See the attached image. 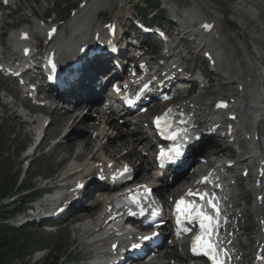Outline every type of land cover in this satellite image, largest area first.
I'll return each mask as SVG.
<instances>
[{
  "label": "bare ground",
  "instance_id": "bare-ground-1",
  "mask_svg": "<svg viewBox=\"0 0 264 264\" xmlns=\"http://www.w3.org/2000/svg\"><path fill=\"white\" fill-rule=\"evenodd\" d=\"M21 1L22 0L10 1L11 12L7 14L8 17L13 18L24 15V20L30 19L31 15L34 17L36 11L33 9V7L28 4L27 7L23 8V6L20 5ZM116 1L117 0H85V7L83 9H78L73 18L68 19L64 24H56V26H58L60 36L55 41H53L50 46H52L62 61L69 59L70 56L72 58L75 54H77V51L83 46L81 43H90L92 40V35H99V38L103 41L104 31H110V28L104 29V25L108 23L115 25L118 28L117 36H119L120 28L128 26L127 13L130 10L128 7L129 0H118L117 4L115 3ZM32 2L37 5L39 2H41V0H32ZM164 2L170 11L181 19L184 37L191 38L194 42H197L198 50H200V52L203 50H205L204 54L206 52H211L218 65H221L224 62H231L232 56L229 54L228 57L230 58H227L225 55L227 50L226 47L229 48V44L227 39L221 34V23L223 18L220 15H214V20L211 23L214 26L213 30L209 34H203L198 27L202 22L205 21V15L202 14L201 10L197 8V0H192L191 7L180 12L177 11V7L173 0H164ZM262 2V0H256V5H261ZM201 5L207 7V5ZM257 10L258 9L253 7L251 9H246L242 4L238 5L237 7L239 16L243 18L248 14L250 17L249 20L251 21H259L261 16L264 14V10L259 12H257ZM47 12L48 10L46 9L44 14ZM102 12H106L109 15L108 19L104 22H100L98 20L100 16L99 14ZM52 23L55 22L52 21ZM0 31H3V26L1 25ZM38 31L39 30L35 28L33 35L41 37V32ZM234 35L237 36L236 31L230 30L229 36L233 37ZM252 37L253 39L263 40L264 27H261V33L254 34ZM35 40V37H32L30 40L33 49L38 44L36 42L37 40ZM1 44L3 46L6 45L8 50L10 46H17V42L13 37H11L6 43L1 41ZM41 44L42 43H40V45ZM170 47L172 50L178 49V45L175 46L174 44H171ZM238 48L242 51L243 60H245V66L240 65V71L238 72L239 74L237 77L232 78L235 76L232 74L233 76L231 77V80L226 85H232L235 87L234 93L228 97V102L230 103L231 109L234 111L232 115H237L240 119V123H236L235 129L242 134L241 137L243 141H246L247 143L246 154L244 157L237 160L236 165H244V169H241L242 171L248 169L252 170L253 180L250 183H247L244 186V189L239 192L238 188L242 187L241 184L243 179H241V177L239 178V173L241 170L238 169V171L236 170L231 173V179L222 182L225 189V194L230 196L228 199V206L230 208V212L234 214L233 223L235 224V222H238V224L231 230V232L234 233L233 242L235 243V247L239 250V253H237V258L240 257L238 264H245L246 261L248 262L250 253H253L252 260H254V254L257 252L261 242H263L261 225L262 213L260 207H258V203L256 202L257 189L255 187L258 178L257 165L260 159L261 148L258 146V143L255 142V136L259 135L264 140V66L255 56H252L245 44H242V42L239 43ZM1 58H4L3 54H0V59ZM153 61L154 59H150V62ZM174 64L175 63H166L164 66L158 69L156 67L157 63H155L154 67L148 74L152 77L159 76L162 80H164L168 75H173L174 70H178L181 67H174ZM236 68H238V66H236ZM229 73L230 69L226 71V75H229ZM93 75H96L95 70H93L92 75L90 76ZM240 75L245 77V80L240 81ZM90 76L88 75V79ZM8 87L9 84H6V88ZM85 88L88 87H82L81 89ZM205 93V91H200L198 94H195L192 99H190V101L182 103L179 106L195 111L200 119H216L218 122H222L223 117H220L215 112H212L213 104L211 103V99L206 98ZM4 100L7 107L16 111L18 110L21 113L20 115L22 118H24L25 123L30 122L28 114L23 113L21 109L25 108L29 111H32L33 108L27 105L22 97L13 95L11 92H9V95L4 96ZM81 110L82 109H79L75 113L61 110H55L53 112L55 117L58 116V120L54 126L58 133L61 131L62 133L60 134L61 136L59 135L60 141L55 146L51 156L58 154L55 153L58 147L65 149L66 151L64 152L65 156L58 164H54L51 170L40 172L42 177L57 180V185L60 186L74 178L86 179L94 169L95 163L103 162L106 164L109 162L108 158L112 159L113 162L118 164H120L118 160L122 162H132L137 175L146 173L148 171L147 165H150V162L146 158L136 159V156L140 154L137 151L135 152L134 146L137 143L143 142L142 138L134 140V132L122 130V127L119 126L115 118L112 115H107V112L98 113V111L93 112L92 110H89L86 114L81 115L79 113ZM90 114L100 115V118L97 120L98 123L95 124L94 127L90 125H84V122ZM242 115L243 119H241ZM129 121L130 120L125 121V127L133 126L129 124ZM244 123L247 124V129L249 128L246 132L242 128ZM74 127L84 129L85 134L86 132L89 133L88 138H82L81 134H79L77 131L69 133V129ZM133 127L138 128L139 126ZM113 131H117L118 136H113ZM90 134L92 136L95 134V139H93ZM114 138L122 139L119 140L121 142L119 145H117V147L119 149L122 148L123 150H126L125 154L121 153L119 155L118 148L114 146L115 143H112V139ZM104 140L105 143H103ZM116 154L117 157L119 156L118 158H114ZM70 158H73V160L68 162L65 167L62 168L64 163ZM138 162L140 163L139 166ZM219 171L222 170L220 169ZM156 174H147L146 182L154 184V175ZM219 175L220 177H223V174L219 173ZM48 182L49 181H47V183ZM179 182L180 178L176 181V183ZM224 183L230 184L226 185ZM190 185L191 183L184 184L182 185V188L187 186L189 187ZM170 187L171 186L166 184L162 189H159L156 192L164 200L166 199L165 195L168 193V189H170ZM177 190H179V188H177ZM252 193L254 195V201L247 203V195ZM108 200L109 198H106L103 201L93 202L90 205L83 207L84 211H86L88 214L84 217H81L80 220L92 219L94 222L91 223L89 221H85L80 226L72 228L74 241L78 240L80 242L79 245H82L83 241L85 240L97 237V235L98 237H102L106 234H99L100 232L92 233L97 228L93 211L96 207H100V210L103 211L104 207L106 208V205L108 204ZM250 231L254 232L253 237L251 238L246 236V233ZM126 240L127 239L124 238L121 240V242L124 244ZM157 259L159 260L158 263L151 264H170V259H175L176 264H182L184 257L178 252V247L172 249L170 246H167L164 251L158 254Z\"/></svg>",
  "mask_w": 264,
  "mask_h": 264
},
{
  "label": "rangeland",
  "instance_id": "rangeland-1",
  "mask_svg": "<svg viewBox=\"0 0 264 264\" xmlns=\"http://www.w3.org/2000/svg\"><path fill=\"white\" fill-rule=\"evenodd\" d=\"M54 1L53 0H47V3L46 2L40 3V6L37 8V11L39 13H42L44 11V8L48 7L50 9L48 14H51L50 19L53 20L57 16L59 21L64 22L65 20L67 21L68 20L67 18L70 17L71 10H75L79 6V3L76 0H57V1L54 0ZM176 1L178 4V7L180 9H186L190 6V0H176ZM206 1L210 4L209 10L221 13L224 16L223 17V23L221 24L223 27L222 28L223 34L226 35L229 33L228 28L224 24L225 21H228L233 26L232 29H234L236 32H238V36L231 39V41H232L231 48L233 47V49L234 48L236 49L237 48L236 43L242 42L243 44H245V46H247L250 53H252V56H255L258 59V61L261 62V64L264 66V39L263 40H255L252 37V35H254V34L261 33V27L262 26L264 27V14L261 16L259 21H256V20L251 21V20H249L250 17L248 16V14L246 15V17L242 18L239 16V12H237V7H238V5H241V4L244 5V7L246 9H251L253 7V8L258 9L257 12L263 11L264 10V7H263L264 6V0H262L263 2L261 5H256L255 0H250V1L247 0V2H244L243 0H206ZM136 2H137V0H134L132 2L131 6L135 5ZM199 3L203 4V5H207L204 0H199ZM28 4L33 7V5H31L29 0H26V1L22 0L20 2V5H22L23 8L27 7ZM165 5H166V3H165ZM207 7H208V5H207ZM9 10L11 12V8H9ZM77 10H76V12H77ZM207 12H208V10L204 9V13L207 15L208 19H212V16ZM131 13H132V11L130 12V14ZM127 14L129 15V12ZM16 17H19V16H16ZM10 18H12V17H10ZM241 20H242V23H241ZM21 21H23L22 17H20V18H14L13 17L12 19L8 20L9 23H11V22L14 23L16 25V28H19L22 26V24L20 23ZM189 45H191V44H189ZM196 46L194 45V47H196ZM253 46H254L255 50L257 47L258 51H254ZM226 48H227V50L229 49L228 47H226ZM227 50H226V53H227ZM237 50H238L237 53L239 54V57H241L240 50L238 48H237ZM226 53H225V55L227 56V58H230V57H228V54H226ZM242 57H243V54H242ZM231 59H232V57H231ZM243 61L245 62V60H243ZM226 63H228V62H226ZM226 63L222 64V67L224 69L226 68L227 65H229L230 62L228 64H226ZM241 65H243V63ZM236 66L239 67V64H236ZM243 66H245V63ZM224 69H223V72H224ZM228 69H229V67H228ZM217 72H220V71H217ZM236 72L237 71L233 69L232 73L228 77L231 78L233 76L232 74H234V75L237 74ZM210 77L214 80V84L209 90V95H211L212 97L219 96L221 94L230 95L233 92L234 89L232 86H230L229 88L223 86L224 85L223 83L226 82V80H224L223 78L217 77L215 75L213 76V74H210ZM11 110H13V109H11ZM92 116H94V114L88 115L86 121L88 119H91ZM56 119L58 120V116H56ZM86 121L84 122V125H85ZM97 123H98V121H97ZM85 126H89V125L87 124ZM124 128H126V127L124 126ZM124 128H122V130H124ZM74 131H77L79 134H81L82 138H88V136H89V133L86 132V134H85L84 129H82V128H75L74 127V128L69 129V133H73ZM124 131H127V130H124ZM127 132H129V131H127ZM59 133L61 134L62 131ZM119 140H122V139H115V138L112 139V143H115V145H114L115 147H117V145H119V143L121 142ZM5 145L0 144V158L4 154ZM59 148L60 147H58L55 151V153H58L57 155L66 151L65 149H61V148L59 149ZM120 150L121 149L118 148V151H120ZM52 154H53V152H52ZM57 155H52V156L50 155V157L53 158ZM0 163H1V159H0ZM54 164H58V163H54ZM54 164H53V166H54ZM37 166H42V167L47 168L46 167L47 163H40V164L36 165V167ZM0 167H1V164H0ZM2 169H3L2 173L4 175H6L9 180L13 179V176L11 174V171L13 173L15 171V169L13 167L10 170L7 166L2 165ZM242 189H244V188L242 187ZM71 239H72L71 234L66 233V234L57 235L54 238H49L48 240L44 239V244L47 245L50 250H52V256H55L56 253H54V252L56 250H58V248L59 249H63V248L66 249V247H71V250H72ZM42 257H43V255L40 256L37 254L32 259L28 258L26 260H17L15 262H13L12 264H48L50 262V260H49L51 258L50 255L47 258H42Z\"/></svg>",
  "mask_w": 264,
  "mask_h": 264
},
{
  "label": "snow or ice",
  "instance_id": "snow-or-ice-1",
  "mask_svg": "<svg viewBox=\"0 0 264 264\" xmlns=\"http://www.w3.org/2000/svg\"><path fill=\"white\" fill-rule=\"evenodd\" d=\"M7 2V0H5ZM205 27H208L205 25ZM26 38V37H25ZM27 51V50H26ZM224 105H218V107H223ZM167 114L165 117L157 118L156 124L159 127L161 120H166ZM175 138V137H174ZM176 155L179 156L180 153L177 151ZM189 196L196 195L191 190L187 193ZM200 199L203 200L204 196H200ZM133 203H137L133 200ZM208 204L215 207L213 201L209 200ZM137 206H139L137 204ZM142 211V209H141ZM176 211L179 214L185 215L186 217H193V213H195L194 218L199 219L200 228L203 230V234L201 236L196 237V243L193 244L192 251L196 254H202L206 256L209 260L213 262V264H224V261L220 259L219 255V245L212 240V236L215 234V223L213 221V217L207 215L206 213L200 211L195 202L185 203V200L182 198L176 204ZM143 239L147 240L149 237H143Z\"/></svg>",
  "mask_w": 264,
  "mask_h": 264
},
{
  "label": "trees",
  "instance_id": "trees-1",
  "mask_svg": "<svg viewBox=\"0 0 264 264\" xmlns=\"http://www.w3.org/2000/svg\"><path fill=\"white\" fill-rule=\"evenodd\" d=\"M6 194L7 191L0 187V198ZM20 240L21 238L9 228L0 225V264H11L25 251L23 246H19Z\"/></svg>",
  "mask_w": 264,
  "mask_h": 264
}]
</instances>
